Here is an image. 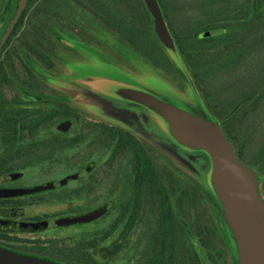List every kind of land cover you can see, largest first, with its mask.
Segmentation results:
<instances>
[{"label":"rangeland","instance_id":"374dc122","mask_svg":"<svg viewBox=\"0 0 264 264\" xmlns=\"http://www.w3.org/2000/svg\"><path fill=\"white\" fill-rule=\"evenodd\" d=\"M177 1L180 0H170L172 3ZM182 2L187 3L186 0ZM57 5L49 14L38 17H34V8H31L27 36L24 37L25 47L20 51L13 48L15 51L6 58L5 69L9 68L10 74L8 81L0 87L3 96L8 100H17L20 98L21 89L28 88L38 96L36 106L41 111L63 105L75 110L80 116L81 120L76 124L65 120L52 125L45 136L60 132L75 136L83 132L87 137L84 144L53 160H43L48 152L42 148L29 155L16 156L15 159L11 155V168L6 173H0L12 174L18 179V184L21 182L20 178L26 181L25 190L28 196L39 199L31 205H42L47 215L58 214L61 227L68 224L82 227L83 233H76L71 244L59 240L54 245L55 257H51V260L60 258L63 260L60 261L62 264L147 262L146 251L151 232L159 220L158 209L157 214L154 212V203L146 205L143 211L145 215L142 214L137 222L125 248L118 256L108 259V248L118 239L116 232L105 236L118 212L116 206L110 203L121 193L127 163L123 156L115 160L110 158L111 149L103 137L98 136L96 140L89 138L97 125L132 130L134 120L120 109L121 106L124 110L135 111L134 108H143L148 111L156 134L166 137L165 141L158 136L128 130L153 155L159 171L165 177L170 176L173 179L171 193H183L177 205L184 222L191 226L195 235L197 263L240 264V244L228 213L231 210L238 215L243 210L241 193L231 190L226 192L232 193L231 196L220 198L209 183L210 166L213 164L209 150L199 147L203 144L182 128V122L176 124L171 121L173 130L195 147L179 145L167 138V127L154 109L136 103L129 96L120 95L119 90L135 89L171 108L207 120L202 110L197 107L201 98L199 93L175 67L169 66L171 70L167 71L153 65L116 31L71 1L58 0ZM189 9L186 6V10ZM208 35L209 33L205 34L206 37ZM170 55L182 70L189 69L187 63L183 68L175 54ZM45 57H49L52 64H48ZM165 59L167 58L164 61ZM98 93L104 96H99ZM27 105L34 107L31 102H27ZM148 112H144L143 118L140 117L142 123L148 121ZM223 134L232 145L227 135L224 132ZM1 136L0 131V138ZM3 145L6 146L4 143ZM7 146H11L10 143ZM184 148L190 154L182 158L178 153ZM260 149V153L250 160L240 158L233 147L239 162L256 176L257 191L264 200L261 193L264 188L259 183L264 178V146ZM2 152L0 151V161L5 156V151ZM201 156H205L208 162L203 169L199 159L196 163L192 162ZM220 178L227 184V177ZM186 193L194 196L193 201L187 200ZM178 224L177 221L174 223ZM36 255L33 253L26 257L44 259ZM84 255L92 259H84ZM202 255H207L209 262L206 263Z\"/></svg>","mask_w":264,"mask_h":264},{"label":"trees","instance_id":"16d2710c","mask_svg":"<svg viewBox=\"0 0 264 264\" xmlns=\"http://www.w3.org/2000/svg\"><path fill=\"white\" fill-rule=\"evenodd\" d=\"M57 1L43 0L39 12L38 0H28L27 11L34 8V17L47 15L56 9ZM69 1L116 31L153 65L167 71L171 70L169 66L175 67L201 96L197 107L207 120L221 127L240 158L252 160L260 153L264 146V0H158L175 51L159 41L144 0ZM186 6L190 9L186 10ZM170 54L177 56L183 68L187 63L189 69L182 70ZM45 58L52 64L49 57ZM9 74L10 69L1 64L0 87L8 81ZM19 96L8 100L0 90V151H5L0 173L11 168L16 156L42 148L48 152L43 160H53L86 142L83 132L45 136L54 124L65 120L78 123L81 119L75 110L59 105L41 111L36 106L38 96L28 88H22ZM90 134L89 139H105L112 160L123 156L127 163L121 206L106 234H118L117 241L108 248V259L125 248L146 205L154 203L159 220L151 232L146 264H198L195 235L178 210L177 202L183 193H171L173 179L159 171L146 146L124 128L97 125ZM259 183L264 188V178ZM186 198L193 201L194 196L186 193ZM176 221L178 225H174ZM202 258L209 262L207 255Z\"/></svg>","mask_w":264,"mask_h":264},{"label":"water","instance_id":"95a60500","mask_svg":"<svg viewBox=\"0 0 264 264\" xmlns=\"http://www.w3.org/2000/svg\"><path fill=\"white\" fill-rule=\"evenodd\" d=\"M28 0H22L21 5L12 18L7 31L0 42V49L17 24L19 17L24 10ZM151 16L154 20L155 31L159 41L171 51H175V43L172 34L164 19L163 12L158 0H144ZM120 95H126L134 99L136 103L154 111L165 123L170 140H174L179 145L195 147L189 141H185L182 136L172 128V122L180 123L182 128L193 135L203 145L202 149L209 150L213 164L210 166L209 183L212 184L220 198L225 199L237 190L241 193L244 204L243 210L239 214L229 211V218L240 244V264H264V200L257 191V178L250 170L245 168L237 159L233 147L223 134L220 126L212 121L204 120L176 108H171L150 96H144L135 89L123 88L119 90ZM222 170V173H221ZM225 176L228 178L227 184L223 182ZM235 193V197H236ZM252 244V246H251ZM251 247V249H250ZM0 264H57L46 259H34L15 254L11 251L0 248Z\"/></svg>","mask_w":264,"mask_h":264},{"label":"flooded vegetation","instance_id":"af4514ba","mask_svg":"<svg viewBox=\"0 0 264 264\" xmlns=\"http://www.w3.org/2000/svg\"><path fill=\"white\" fill-rule=\"evenodd\" d=\"M18 2L19 0H0V42L12 18L20 7ZM37 4V6H39L38 11L40 12L42 9V0H38ZM27 5L28 1L17 24L0 49V53H2L0 56V65L3 64L4 67L7 66L6 58L9 57L12 51H15L13 48L20 51L25 47L26 42L24 37L27 36L29 17ZM18 37L20 40H17ZM98 95L104 96L100 93H98ZM113 99L115 98L113 97ZM113 99L109 100L112 101ZM119 107L125 114L132 116L134 120L132 130L128 129V127L123 124L129 131H139L145 135L149 134L150 136H158L160 139H166V137L161 136V134H156L153 119H149L150 113L148 111L143 110V108H134L135 111H131V109L124 110L123 107ZM144 112L149 113L147 118L148 121H145L146 123H142V119L140 120V117L143 118ZM167 138L171 139L169 136ZM188 154H190V152L185 150V148L182 152L178 153L182 158H185V155ZM204 157L205 156L197 157L196 160L192 162L196 163L199 159L201 163L200 166L203 169V167L208 164L207 159ZM196 166L198 165L196 164ZM17 180L18 179L14 178L12 174L0 175V248L21 256H31L35 253L38 258H44L62 264L60 261L63 260L60 258L51 260V257H55L54 245L57 244L59 240L71 244L76 238V233H83L82 227H76L73 224L61 227L62 225H59L60 216L58 214L47 215L44 213L42 205H40L41 207L38 205H31L39 200L38 197L28 196L25 190L26 181L20 178L21 182L18 184L16 182ZM261 193L264 197V190H261ZM121 196L122 193H119L117 197H115V200H113V203H110L111 205H115L117 210L121 206ZM84 259L91 260L92 258L88 255H84Z\"/></svg>","mask_w":264,"mask_h":264}]
</instances>
